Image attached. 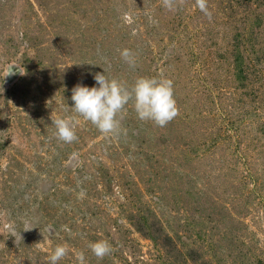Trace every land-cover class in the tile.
I'll list each match as a JSON object with an SVG mask.
<instances>
[{
	"label": "rangeland",
	"instance_id": "obj_1",
	"mask_svg": "<svg viewBox=\"0 0 264 264\" xmlns=\"http://www.w3.org/2000/svg\"><path fill=\"white\" fill-rule=\"evenodd\" d=\"M208 7L0 0V264H50L65 244L58 264H264V0ZM97 73L171 79L178 117L158 127L129 104L101 134L71 109ZM69 116L70 144L51 120Z\"/></svg>",
	"mask_w": 264,
	"mask_h": 264
},
{
	"label": "clouds",
	"instance_id": "obj_2",
	"mask_svg": "<svg viewBox=\"0 0 264 264\" xmlns=\"http://www.w3.org/2000/svg\"><path fill=\"white\" fill-rule=\"evenodd\" d=\"M177 4H183V0H163V6L169 11L175 10ZM195 6L211 19L212 13L208 7V0H195ZM121 57L129 67H136V58L130 50L124 49ZM16 68L18 73L23 75V70ZM9 74L16 73L11 70ZM94 79L98 87L89 88L77 84L72 89L71 100L74 107L71 109L78 117L91 122L105 136L119 134L121 121L127 115L129 104L134 108L139 120L151 121L158 127H166L179 115V107L174 97V84L171 79L140 77L130 87L116 79H108L106 74L97 73ZM51 120L56 128L55 135L58 140L69 144L78 140L76 128L80 120L76 116L51 118ZM84 196L85 192L82 190L78 197L82 199ZM4 228L14 238L16 244L23 241L22 232H17L12 223L5 224ZM32 229L34 228L31 223L26 222L23 232ZM89 247L100 260L110 256L114 251L113 246L107 240L91 243ZM68 252L69 248L66 244L57 245L49 257L50 264H58V261L65 258ZM76 258L79 264H85L83 252L78 253Z\"/></svg>",
	"mask_w": 264,
	"mask_h": 264
}]
</instances>
